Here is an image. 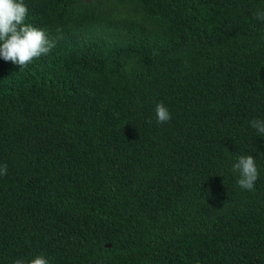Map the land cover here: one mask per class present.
<instances>
[{"label": "trees", "instance_id": "16d2710c", "mask_svg": "<svg viewBox=\"0 0 264 264\" xmlns=\"http://www.w3.org/2000/svg\"><path fill=\"white\" fill-rule=\"evenodd\" d=\"M25 4L56 45L0 57V264H264V0Z\"/></svg>", "mask_w": 264, "mask_h": 264}, {"label": "clouds", "instance_id": "9594fccd", "mask_svg": "<svg viewBox=\"0 0 264 264\" xmlns=\"http://www.w3.org/2000/svg\"><path fill=\"white\" fill-rule=\"evenodd\" d=\"M28 11L25 0H0V57L21 68H27L34 58L47 55L56 45V40L51 39L44 29L25 24ZM255 18L264 21V10H258ZM155 113L158 123H165L172 118L163 103L156 105ZM251 126L258 133L264 134V119L251 121ZM256 160L249 154L237 157L232 171L238 173L239 187L249 191L254 189L255 182L259 178ZM6 174L7 165H0V175ZM15 264H25V260L17 259ZM27 264H50V262L45 255L39 254Z\"/></svg>", "mask_w": 264, "mask_h": 264}, {"label": "water", "instance_id": "95a60500", "mask_svg": "<svg viewBox=\"0 0 264 264\" xmlns=\"http://www.w3.org/2000/svg\"><path fill=\"white\" fill-rule=\"evenodd\" d=\"M108 247H110V246H108Z\"/></svg>", "mask_w": 264, "mask_h": 264}]
</instances>
